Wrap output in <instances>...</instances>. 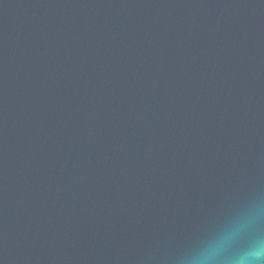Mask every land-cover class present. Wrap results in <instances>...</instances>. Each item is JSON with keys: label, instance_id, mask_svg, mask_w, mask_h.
<instances>
[{"label": "water", "instance_id": "1", "mask_svg": "<svg viewBox=\"0 0 264 264\" xmlns=\"http://www.w3.org/2000/svg\"><path fill=\"white\" fill-rule=\"evenodd\" d=\"M251 200L264 0H0V264H178Z\"/></svg>", "mask_w": 264, "mask_h": 264}, {"label": "clouds", "instance_id": "2", "mask_svg": "<svg viewBox=\"0 0 264 264\" xmlns=\"http://www.w3.org/2000/svg\"><path fill=\"white\" fill-rule=\"evenodd\" d=\"M264 200L239 206L178 258V264H264Z\"/></svg>", "mask_w": 264, "mask_h": 264}]
</instances>
